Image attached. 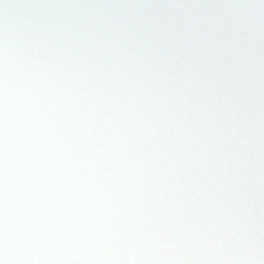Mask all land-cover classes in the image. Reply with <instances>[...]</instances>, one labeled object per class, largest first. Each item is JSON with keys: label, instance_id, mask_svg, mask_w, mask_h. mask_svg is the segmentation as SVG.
<instances>
[{"label": "snow or ice", "instance_id": "6c2138e0", "mask_svg": "<svg viewBox=\"0 0 264 264\" xmlns=\"http://www.w3.org/2000/svg\"><path fill=\"white\" fill-rule=\"evenodd\" d=\"M0 264H264V0H0Z\"/></svg>", "mask_w": 264, "mask_h": 264}]
</instances>
